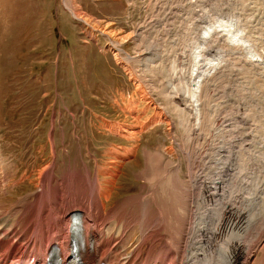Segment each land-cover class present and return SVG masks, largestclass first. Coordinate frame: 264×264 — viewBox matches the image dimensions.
Masks as SVG:
<instances>
[{
  "label": "rangeland",
  "instance_id": "rangeland-1",
  "mask_svg": "<svg viewBox=\"0 0 264 264\" xmlns=\"http://www.w3.org/2000/svg\"><path fill=\"white\" fill-rule=\"evenodd\" d=\"M70 11L84 18L86 24L74 20ZM226 22L235 23V28L241 31L239 37L246 43L228 49L214 34L212 38L216 43L211 45L208 41L203 48L201 36L206 29L204 27L210 24L220 29V24L225 25ZM196 25L198 28L201 25L202 29L197 30ZM94 31L101 35L112 31L109 33L112 40L128 56L135 58L124 65V68L128 67L127 71L121 68L112 54H107L106 58L102 55L105 52L101 46L109 44L110 40L105 34L98 36ZM138 33L142 35L139 40L136 39ZM218 43H221V52L216 48ZM109 47L105 50L109 51ZM196 53H201L199 59L202 55V60H197L199 68L205 70H202V81L209 77L208 85L202 86L204 89L201 87L203 92L200 91V96L197 94L200 99L197 123L194 116L197 113L192 114L183 107L184 104L188 107L187 101L176 106L170 99V96L185 98L192 92L193 83L198 82L194 80ZM112 58L117 64L112 62ZM263 58L264 0H0V161L4 164L0 167V209H7L20 196L37 192V173L44 166L51 163L56 166L55 184L66 176L70 166L71 169L90 171L93 175L96 161L100 167L102 162L110 160L106 153L111 147L134 149L135 154L128 159L117 158L110 165L103 163L100 167L108 165L106 167L113 168L117 174L113 178L100 177L104 182L114 183L111 198L105 203L106 210L141 194L146 196L145 200L153 199L150 185L139 177L145 165L146 152L151 153L152 158L161 157L163 167L180 165V177L188 181L191 171H198L196 166L203 162L200 161L202 152H208L214 134L225 130L237 134L241 129L247 130L251 124L259 129V123H263ZM253 60L259 66L253 64ZM208 68H213L209 75L206 73ZM227 106L234 108L229 110ZM234 109L236 111L232 113ZM211 117L220 119L223 125L213 124L210 128ZM202 124L204 127L208 125L209 133L206 128L203 129L205 133L202 132ZM107 125L112 129L122 127L127 134L136 132L135 140L112 134ZM197 126L205 139L194 135L198 131ZM262 132L264 129L252 133L256 134L255 137L258 135L252 140H259L257 142L261 146L250 140L253 151L241 161L234 173L235 181H239L236 192L243 195L247 189L254 188L250 185L238 189L250 184L243 177L257 185L263 179ZM14 156H19L20 162ZM14 163L20 167L21 175L9 176ZM150 171L147 180L154 177ZM24 172L26 179L19 180ZM9 179L12 180L10 188L5 187ZM13 182L18 183L13 185ZM143 185L146 190L142 191ZM156 190L163 195L159 186ZM62 193L76 196L73 190ZM242 200L245 198L233 199L230 209L251 211L247 200ZM130 208L134 214L140 215L135 203L132 202ZM257 215V221L252 224L251 221L243 223L247 231L244 241H250L255 231L264 225V212ZM183 222L186 223L182 215L180 223ZM139 227L132 228L134 235L128 240L126 252L134 250ZM143 251L145 253L147 248Z\"/></svg>",
  "mask_w": 264,
  "mask_h": 264
},
{
  "label": "bare ground",
  "instance_id": "bare-ground-1",
  "mask_svg": "<svg viewBox=\"0 0 264 264\" xmlns=\"http://www.w3.org/2000/svg\"><path fill=\"white\" fill-rule=\"evenodd\" d=\"M200 12L203 13L201 10ZM70 13L74 20L76 19L77 22L86 24L84 18L71 11ZM220 25V29L217 27V29H215L214 26L210 24L204 27L206 29L203 30L201 36L203 48L204 44H208V41L211 45L216 43V40L214 41L212 38L214 34L218 36L215 35L217 39H221V43L223 42L228 49L238 47V45L240 47L241 44L243 45L246 43L239 37L241 31L235 28L234 22H226L225 25L221 23ZM88 27H90L89 24ZM200 27H197V30L202 29L203 25L202 28ZM232 29L233 31H230ZM219 31L222 32L219 33ZM109 33H112V31L102 32V34H105L107 39L110 40L107 45L110 46L109 52L113 55L114 59L121 64V68L127 71L128 67L124 68V65L126 66L127 63L133 61L135 58L123 52V50L119 48L120 45L112 40ZM91 35L92 33L89 34V36ZM141 37L142 35H140V33L136 35V39H140ZM228 37H230V39ZM121 38L123 39L125 37ZM126 39H130V35ZM221 43L216 45L218 46L216 47L218 51ZM207 47L205 46V48ZM214 52L216 55V51ZM200 54H195L196 62L194 70L196 71V78L194 80L197 79L198 82L193 83L192 92L186 95L187 98L186 96L185 98L183 96L179 98H177L178 96H170V99L173 100L176 106H180L182 105L180 103L187 101L188 107H186L185 104L183 107L192 114L197 113L194 115L196 117L195 120L198 119V111H200L198 106V100L200 99L197 94L200 93L202 86L208 85L209 79L208 77L202 81L205 70L200 69L197 63V60L198 62L202 60V55L201 59H199ZM225 54H227V52ZM244 57L247 58L245 55ZM250 57L255 56L251 55ZM255 62L256 61L253 60V64H255ZM255 65L259 66L258 63ZM250 67L252 68L253 66L251 65ZM211 69L213 68L207 69L206 73L208 75L211 73ZM215 74H217V72ZM239 88L241 89V87ZM236 91H238V89ZM237 96L239 97L240 95ZM203 99L205 98L203 97ZM228 103L231 104L233 101ZM231 106H227L229 110L232 108ZM202 108L204 107L202 106ZM221 109L222 108H219L218 110ZM235 109L232 113L236 111ZM206 112H208V110ZM250 112L251 111L248 113ZM241 113L243 114L242 111ZM232 116L234 117V115ZM191 117L190 115V118ZM227 118L226 116V119ZM219 120L213 117L212 123L210 122L211 125L209 123L210 128L213 124L218 126L220 123ZM234 121L235 120H233V122ZM206 124L208 123L206 122ZM259 125V129L263 130L264 118L263 123L261 122ZM256 126L257 125L251 124L247 127V130L241 129L237 134L233 131L225 130L222 133L225 134L227 132V134L222 135V133L219 132L221 133L219 138V133L214 134L212 136L214 139L210 142V149L207 150L208 152L203 154V149H200L202 152V155L199 153L202 159L200 161L203 162L199 166H196L198 167V171H191L188 176V181H184L180 177V165L169 168L167 164L163 167L164 165H162L161 157L152 158L151 153L146 152L144 155L145 165L139 177L150 185V190L153 192V199L150 201L145 200L146 196L143 197L141 194L131 200L128 199L129 201L124 200L121 204L110 210L105 209V203L111 198V186L114 183L110 184L104 182L100 180V177L106 176L113 178L117 176L115 171H112L113 168L106 167L108 165L104 166V168H100L104 162L98 167L96 161V171L95 174L92 175L90 171H81L76 168L71 169L70 166V168L67 169L68 172L65 173L66 176H63V178L55 184L54 172L56 166L53 163L44 166L43 170H38L39 172L37 173V182H39L37 186L39 189L37 188V192H30L20 196L16 198L14 203L10 204L7 209H0V264L20 261V259H25V256H28V254L46 260L50 254L56 252L52 246L54 245L55 239L58 238L63 239L66 246L72 242L77 243V246L81 244H84L85 247L90 245L92 247L90 257L91 264H264V225L262 224L263 226L256 230V233L254 232L255 235L250 241L245 240L248 241L245 242L243 239L247 232L244 227L245 224L243 225V223L245 221H251L250 223L252 224V222L257 221V214L259 213L260 216V214L264 212V201H262L264 200V172L262 182L259 185L243 177V179L250 184L237 187L238 189L250 187V185L254 187V190L247 189L244 192L245 195L241 194L239 191L236 192V185L239 181H235L234 179L236 168L240 167L241 161L252 153L254 148L252 144L259 141L256 140L254 142V140H252L258 137V135L255 137L256 134H253V138L252 135L253 132L256 133L259 130L255 128ZM200 127L199 125V128ZM228 127L229 126H227V128ZM199 128L194 135L203 140L205 136L202 137L204 134L201 135ZM204 128H206V132H208V125H206V127L203 125L200 128L202 132L205 133L203 130ZM223 129L225 128L223 127ZM229 129L231 130L232 128ZM107 130L122 138L135 140L136 132L127 134L126 130L122 127L121 129H112L108 125ZM236 130L238 131L239 129ZM248 131L250 132L247 134ZM211 132L212 131H210V134ZM261 135H263L261 141L264 145V132H262ZM207 140L209 141V139ZM250 140L253 141V143H251ZM197 142L199 143V140H197ZM248 142L251 144H248ZM257 144L260 143L257 142ZM120 148L121 147L108 148L106 156H108L110 160L104 164L110 165L113 164L114 160L117 158L128 159L129 156L135 154L134 149ZM55 155L56 153L53 152L54 159H56ZM15 158L16 161L20 162L18 160L19 156ZM0 162L1 167L4 164L2 160ZM10 169L11 171L7 168V170L10 171L9 176L21 175L20 167H17L15 163L11 165ZM12 170H14L16 174ZM149 170L154 174L151 180L146 179ZM26 177L27 174L24 172L19 180L22 178L26 179ZM11 181L10 179L7 180L5 182V187L10 188L12 186ZM17 183L18 182H13V185ZM154 183L158 184L154 185ZM157 186L162 190L163 195L157 192ZM65 190L75 191L76 196L72 193H68L67 195L63 194L62 192ZM143 190H146L145 185L142 187V191ZM71 194L73 197H70ZM240 197L245 198L247 203L251 205V211L241 212L235 211V209L233 211V208L230 209L232 206L230 202L235 198L240 199ZM132 202L138 206L140 215L134 214L132 208H130ZM83 204H85V206ZM166 204L169 205V207ZM242 206L241 209L243 210ZM241 209L239 208V210ZM253 210H258L259 212L257 213ZM148 214H150L149 217L141 225L142 220L146 218ZM182 215L186 222H183V224L180 223ZM134 226H140L137 228L138 230L136 229L139 235L134 250L129 253L126 252V245L129 242L128 240L134 235V233H132V228ZM161 231L165 233L163 234ZM22 242L24 246H31V248L29 251L23 252L20 256L19 243ZM144 248H147L145 253H143ZM257 255L259 256L258 258Z\"/></svg>",
  "mask_w": 264,
  "mask_h": 264
},
{
  "label": "crops",
  "instance_id": "crops-1",
  "mask_svg": "<svg viewBox=\"0 0 264 264\" xmlns=\"http://www.w3.org/2000/svg\"><path fill=\"white\" fill-rule=\"evenodd\" d=\"M87 58H88L87 56L84 57V63H85V65L87 64ZM109 76L112 77V76H111V73L109 74Z\"/></svg>",
  "mask_w": 264,
  "mask_h": 264
}]
</instances>
